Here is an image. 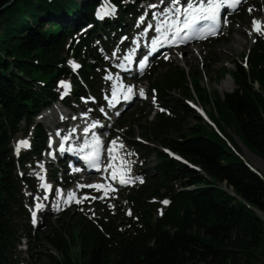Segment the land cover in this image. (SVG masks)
Returning <instances> with one entry per match:
<instances>
[{"label": "trees", "instance_id": "16d2710c", "mask_svg": "<svg viewBox=\"0 0 264 264\" xmlns=\"http://www.w3.org/2000/svg\"><path fill=\"white\" fill-rule=\"evenodd\" d=\"M110 1L120 14L113 24L95 20L93 4L99 0H0V264L22 263L17 250L22 239L28 244L26 264H73L67 251L76 241L81 264H264V219L258 216H264V177L228 147L221 131L198 123L190 127L189 121L202 118L184 100L197 95L205 104L211 99L196 73L170 64L150 72L152 77L157 68L165 70L153 92L170 113L156 114L152 121L146 117L140 138L155 148L132 143L145 151L146 159L157 161L143 172L139 186L126 190L124 202L132 215L104 206L90 220L65 214L37 229L18 224L29 219L22 194L29 180L17 169L45 147L35 118L58 99L61 79L74 85L71 100L100 99L97 44L115 40L124 20L137 13L126 0ZM70 56L79 65L76 73L66 66ZM226 74L236 89L223 99L214 94L215 113L219 119L221 108L243 146L264 161V41L257 39ZM21 122L24 135L32 130L33 147L15 158L11 145ZM119 127L134 139L126 123ZM71 181L66 178L67 185Z\"/></svg>", "mask_w": 264, "mask_h": 264}, {"label": "rangeland", "instance_id": "374dc122", "mask_svg": "<svg viewBox=\"0 0 264 264\" xmlns=\"http://www.w3.org/2000/svg\"><path fill=\"white\" fill-rule=\"evenodd\" d=\"M251 9V11H249ZM99 11V10H98ZM118 16V14H117ZM232 18L229 23H226L220 34L217 38L211 39L202 44L190 45L184 47L182 49L176 50V53L170 56L168 60L163 59L159 56L154 62H152L149 68L142 73L140 76L136 78L135 81L129 80V87H132V84L135 83V88L137 92H140V88H143L144 99L133 101L132 104L123 111L120 116L113 121H103L106 127L111 128V132L115 133L117 137L120 138L119 144L123 145L124 148L128 150V155L131 157V161L128 162V165L131 169V173L140 174L137 178L141 177V173L146 172L148 169L154 167L157 163L154 157H150L149 159L145 158V151L141 150L140 146L133 145L132 143H139L142 146H146L150 149L155 148L154 145L149 144L145 141H142L140 136L143 133V126L146 122V117L148 121H152L153 117L156 114L164 113L166 116H169L170 113L165 111L163 108L158 106V102L155 100V95L153 93L154 86L164 79L165 70L161 68H157V72L154 76L151 77L150 72L155 68V66H163L165 64H170L178 69L190 70L193 73H196L197 78L200 82V88L205 89L210 96L211 103H200L197 95L194 96V100H184V104L188 106H192L193 112L196 113L197 116H200L202 119L200 120H192L189 121L190 127L194 126V124L198 123L204 126L207 130L212 129L214 132L221 131V133L228 138L231 144L234 146L236 151L243 156V159L252 167L256 169V171L264 177V161L257 157L254 153L250 152L243 146L240 142L238 136L236 135L233 129V123L226 119L223 115V110L218 107L219 119L214 110V94L218 95L220 98H224L226 94H231L236 89L232 79L228 74H231L234 71L235 64L239 63L240 60L243 59L246 52L253 48L257 39H261L264 41V1L262 0H253L246 4H243L238 8V10L231 15ZM253 20L260 22L261 27L260 32L253 31ZM131 22L129 19H125L123 25V31H130L136 29V25L130 26ZM122 36L118 38V43L109 47L111 50L119 47L120 43H122ZM116 40V39H115ZM127 41V39H125ZM124 41V42H125ZM191 49L192 54L189 56L186 55L185 50ZM122 50V49H121ZM190 51V50H189ZM187 51V52H189ZM191 52V51H190ZM101 61L96 66L100 69V74L103 76L104 82L112 83L113 75L109 73V68L111 64L108 63L109 58L106 57L103 50L99 49ZM193 56V57H191ZM77 63L72 59H67V68L71 71H75L72 64ZM107 77H111L108 79ZM66 80V79H65ZM68 84V79L66 81ZM111 86V84H110ZM228 88V90H222ZM71 88L67 89L65 93H69ZM64 92V91H63ZM64 93V95H66ZM103 93V90H102ZM170 96L175 99H180L178 92H171ZM66 97V96H65ZM138 97V96H136ZM89 99H84L80 101V104L71 103L69 107L75 110H81L89 105L92 108L93 104L103 102L105 97L102 96L100 101H95L91 96ZM68 103V100H65ZM56 109V110H55ZM202 109L205 111L206 116H204ZM49 112L55 114L56 112L66 113V110L61 107L60 104L54 105V107H50L48 111H44L41 113L35 121L42 125L43 134L47 135V133H52L53 123H50V119L55 121H60V117L58 115L57 119L51 117ZM214 114V117L211 115ZM47 116L46 118H44ZM207 117V118H206ZM207 119L212 123L207 122ZM126 123L128 127L132 130V134L134 135V139L131 140L128 135V130L126 128L121 129L120 124ZM215 123V124H214ZM214 125V127H213ZM71 126V125H70ZM65 127V126H64ZM70 130H73V127H70ZM32 131V130H31ZM30 131V132H31ZM24 137V134L18 135L17 139L13 142V149H15V154H20L23 151H28L30 148L21 147L19 151H17V145L20 141H29L33 145V137L29 136ZM33 147V146H32ZM31 147V148H32ZM44 158L47 157V154L43 155ZM148 160V161H144ZM55 166V162H54ZM48 169L47 171H50ZM20 174H23L24 171L18 170ZM26 176L30 180V183L27 185H23V206L29 214V221L20 220L18 221L19 225H23L28 222L31 227L33 224L30 222V217L33 215L38 208L41 214L36 216V220H38V224L35 228L39 227L41 224H53L58 218L64 217L65 214L72 218H78L79 216L85 217L90 220L100 216L102 213V208L105 206L108 210H114L115 208H120L121 211H124L125 217H130L132 215L131 210H129V206L124 202V196L126 194V189L128 187L122 188L119 193L114 194L112 196H100L94 197L92 199H88L90 194L88 191H80L76 199L72 200L69 198L68 193L71 191V188H77L78 191L84 185L81 183L72 182L71 188L62 190L61 186L65 181V173L64 170L59 167L51 175V184L56 185V189L48 190L50 185L45 184L42 181L35 180V177H38V170L35 164H32V167L27 165L25 167ZM69 175V174H68ZM56 176V178H54ZM142 182L138 181L136 186H139ZM42 184L48 185L47 190L41 187ZM61 193H64V196H60ZM47 197V198H45ZM87 197V198H85ZM108 200V201H107ZM37 207V205H40ZM36 213V212H35ZM264 219V216L261 218ZM74 220V219H73ZM22 244V242H21ZM28 247V245H27ZM24 249V250H23ZM49 252L55 256L62 259V256L58 254L56 250H52L48 248ZM20 251V259L22 263L26 264L27 260V250H25V245H22V249H18ZM39 252H46V248L38 249ZM67 257L73 264H81L80 257L78 255V242L75 244H69V250L67 251ZM58 258V259H59Z\"/></svg>", "mask_w": 264, "mask_h": 264}, {"label": "snow or ice", "instance_id": "6c2138e0", "mask_svg": "<svg viewBox=\"0 0 264 264\" xmlns=\"http://www.w3.org/2000/svg\"><path fill=\"white\" fill-rule=\"evenodd\" d=\"M171 3L173 5L172 8H165L164 11L161 13L162 16H164L163 20L157 21V24L155 26V31L157 33H160L159 36L156 37V39L153 40V47L155 48L157 45H163V44H170V45H177L179 43H186L188 40L193 38H203L200 36H197V33H201L205 31L204 27H200L199 25L201 22H213V28L209 30L210 34H215L214 28H215V20L219 11V8L221 4H231L233 6L239 5L241 3V0H207V7L204 6V0H199V4H197L196 0H188L187 6L181 8L180 0H171ZM150 7H156V5H150ZM114 12L115 10L112 9ZM251 11V9H249ZM156 14H153V18L155 19ZM144 17H141V20H143ZM253 31L260 32L262 29L260 27V22L253 20ZM207 26V25H205ZM153 25L149 24L148 28H152ZM147 30V29H146ZM171 33L169 35L168 33ZM72 64V62H69ZM73 68H78L79 65L72 64ZM143 67V65H141ZM108 79H111V77H107ZM61 87L68 89L70 86L65 83L61 82ZM128 92H132V88H128ZM67 94V93H65ZM115 98V93L113 94ZM140 95L143 96V90H140ZM128 97L126 96L125 99ZM97 125L93 124L91 127L95 128ZM72 132H75V129L71 130ZM85 134L88 133L89 129H85ZM59 135V133H57ZM71 135V133H70ZM69 136H65L63 138L64 141H67L70 139ZM100 141L99 139L94 140V144L91 145L93 148V151L89 152L88 155L85 157V159L89 160L92 165H96L99 161V155L96 151L97 146H99ZM28 142L27 141H20L17 145V151L21 147H27ZM86 146H88L86 144ZM116 141H111V146L109 147L108 151L111 154L115 150ZM119 147H123V145H120ZM61 151H64V145L63 141L61 143ZM69 151L72 149L69 148ZM83 151V148L81 149ZM115 157H112L114 159ZM119 170H116L113 172V179L116 177V173ZM121 183H125V179L123 176H121L120 179ZM41 187L47 188L48 185L42 184ZM88 187H95L98 190L104 186L102 185H88ZM72 197V194L69 193V198ZM47 198V197H45ZM87 198V197H85ZM164 203H167V201H164ZM41 205H37V207H40ZM35 215L36 213L33 212V222L35 223Z\"/></svg>", "mask_w": 264, "mask_h": 264}, {"label": "bare ground", "instance_id": "6f19581e", "mask_svg": "<svg viewBox=\"0 0 264 264\" xmlns=\"http://www.w3.org/2000/svg\"><path fill=\"white\" fill-rule=\"evenodd\" d=\"M262 1H264V0H262ZM263 25H260V27H262ZM135 31H138V29H136ZM110 35V34H109ZM191 52H190V51ZM187 51H189V52H187ZM185 53H186V55L188 54L189 56L192 54V50L191 49H187V50H185ZM191 57H193V56H191ZM112 80H113V78H112ZM117 89H121V88H117ZM140 89H142L143 90V88L141 87ZM222 90H228V88H225V89H223L222 88ZM123 94V92H120V93H117V95H118V97H121V95ZM134 100V99H133ZM113 102V100H111V103ZM202 112H203V114H204V116H206V113H205V111L202 109ZM207 118V117H206ZM207 122H209L210 124H212L208 119H207ZM68 123H70L69 121H63L61 124L62 125H64L65 127H67L68 125ZM144 128V127H143ZM64 131V130H63ZM120 145H116L115 146V149L116 150H119L121 147H119ZM81 184H84V182H80ZM221 188L223 189V190H225L226 192H228V190H226V188H225V186L224 185H222L221 186ZM78 192H80V191H78V189L77 188H73V189H71V191L69 192V193H71L72 194V197H71V199L72 200H74V199H76V197H77V195H78ZM69 193H68V196H69ZM262 217V216H261Z\"/></svg>", "mask_w": 264, "mask_h": 264}, {"label": "crops", "instance_id": "0c3cea01", "mask_svg": "<svg viewBox=\"0 0 264 264\" xmlns=\"http://www.w3.org/2000/svg\"><path fill=\"white\" fill-rule=\"evenodd\" d=\"M252 168H254L253 166H252ZM255 169V168H254ZM256 170V169H255Z\"/></svg>", "mask_w": 264, "mask_h": 264}]
</instances>
